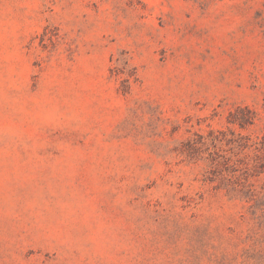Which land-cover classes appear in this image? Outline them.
<instances>
[{
	"label": "rangeland",
	"instance_id": "1",
	"mask_svg": "<svg viewBox=\"0 0 264 264\" xmlns=\"http://www.w3.org/2000/svg\"><path fill=\"white\" fill-rule=\"evenodd\" d=\"M0 264H264V0H0Z\"/></svg>",
	"mask_w": 264,
	"mask_h": 264
}]
</instances>
